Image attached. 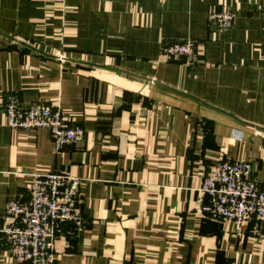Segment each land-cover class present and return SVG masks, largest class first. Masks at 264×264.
<instances>
[{
  "label": "crops",
  "instance_id": "crops-1",
  "mask_svg": "<svg viewBox=\"0 0 264 264\" xmlns=\"http://www.w3.org/2000/svg\"><path fill=\"white\" fill-rule=\"evenodd\" d=\"M222 6L233 26L213 29ZM186 39L193 55L162 58ZM6 93L83 136L56 150L47 128H9ZM224 159L264 190V0H0V227L32 173L66 172L81 225L57 227L56 264H264V231L207 210ZM0 264H19L1 236Z\"/></svg>",
  "mask_w": 264,
  "mask_h": 264
},
{
  "label": "built area",
  "instance_id": "built-area-1",
  "mask_svg": "<svg viewBox=\"0 0 264 264\" xmlns=\"http://www.w3.org/2000/svg\"><path fill=\"white\" fill-rule=\"evenodd\" d=\"M207 20L213 29L225 30L233 26L234 15L222 6L210 10ZM198 45L191 39L172 42L162 47L161 56L166 60L189 57ZM58 58L62 59L63 55ZM2 98V112L7 126L13 130L47 128L56 150L83 136L82 127L64 119L59 106L24 105L12 93ZM78 183V178L66 172H34L28 185V199L6 203L0 236L4 248L17 263L56 264L57 227L63 222L81 225ZM200 189L208 196L207 210L215 218L232 222L236 229L253 221L254 232L264 231V190L249 161H217L203 177Z\"/></svg>",
  "mask_w": 264,
  "mask_h": 264
},
{
  "label": "rangeland",
  "instance_id": "rangeland-1",
  "mask_svg": "<svg viewBox=\"0 0 264 264\" xmlns=\"http://www.w3.org/2000/svg\"><path fill=\"white\" fill-rule=\"evenodd\" d=\"M259 184V183H258ZM218 219V218H217ZM221 220V219H220ZM222 221H224V220H222Z\"/></svg>",
  "mask_w": 264,
  "mask_h": 264
}]
</instances>
